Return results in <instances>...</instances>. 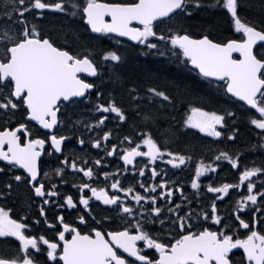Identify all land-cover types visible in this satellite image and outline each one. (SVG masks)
<instances>
[{
  "label": "snow or ice",
  "instance_id": "snow-or-ice-1",
  "mask_svg": "<svg viewBox=\"0 0 264 264\" xmlns=\"http://www.w3.org/2000/svg\"><path fill=\"white\" fill-rule=\"evenodd\" d=\"M9 5L0 20V115H19L21 119L15 126L0 129V199L16 193L22 206L30 209L38 202L39 207L31 222L27 212L14 218L12 208L0 207V245L15 242V254L0 255V264H264V227L258 228L264 225V182L258 185L253 179L264 176V163L241 169L238 154L234 157L221 151L214 159L227 161L237 171V181L203 185L201 178L215 173L217 166L201 161L190 177L193 192L189 198L174 181L163 178L156 162L175 169L191 157L162 147L150 130L138 131V141L124 135L119 144L126 142V146L119 152L116 143L109 146L113 133L102 126L107 127L110 118L121 125L127 123L125 109L115 99L100 102L102 92L96 82L82 77L99 75L87 49L77 53L57 42L60 38L65 44L78 41L79 33L68 29L53 39L40 27L49 13L79 17L91 33L126 37L141 46L142 55L170 54L176 63L190 65L209 83L218 82V91L241 103L242 115L259 138L250 148L255 151L264 150V3L262 18L255 21L242 12L250 7V0H9ZM207 8L224 12L233 37L226 42H215L207 34L194 38L187 28L178 26L181 19ZM25 14L38 22L30 24ZM102 59L118 63L121 56L108 51ZM93 89L97 102L92 110L101 115L84 127L89 132L100 129L95 138L89 137V143L104 155L89 164L79 155L74 154L71 160L64 155L70 137L60 129L64 126L63 109L88 102ZM129 96L133 101L144 98L136 88L129 90ZM146 96L153 103L173 102L157 87H148ZM226 117L235 118L236 113L220 114L192 106L184 114L182 126L220 138L223 133L218 129L225 127ZM157 119L146 114V127ZM36 126L37 133L46 130L42 136L33 133ZM236 131L233 128L227 139L235 140ZM77 142L85 144L83 138L77 137ZM55 154H60L56 158L62 167L53 171L61 184L67 183L66 170L82 174L80 182L72 184L78 199L70 194L61 196L56 183H44L51 176L42 170V157ZM114 155L123 161L122 169L95 170L102 168L105 157ZM137 157L147 158L146 163L140 166ZM129 165L134 183L125 186L120 176L129 171ZM146 170L151 173L150 180L160 177L159 182L137 179V175L145 177ZM99 176L104 178L103 186L95 184ZM137 184L143 192L136 189ZM205 187L212 194L206 203L201 199ZM239 189L244 192L225 218L217 201ZM176 193H180V203L173 201ZM93 201L109 206L122 224L111 227L110 215L98 219L93 213L99 205ZM46 206L77 210L79 223H70L61 214L50 221ZM81 211L86 215L79 214ZM40 224L54 235L48 238L32 232V225Z\"/></svg>",
  "mask_w": 264,
  "mask_h": 264
},
{
  "label": "flooded vegetation",
  "instance_id": "flooded-vegetation-1",
  "mask_svg": "<svg viewBox=\"0 0 264 264\" xmlns=\"http://www.w3.org/2000/svg\"><path fill=\"white\" fill-rule=\"evenodd\" d=\"M49 15H52V13H49ZM48 20V19H47ZM49 21H48V26L47 28L50 29L49 27ZM47 33H54L52 30H46ZM121 56V54H120ZM122 59V57H121ZM218 102V100H217ZM228 106H235L234 103H227ZM232 111V110H231ZM243 111H240L239 114L236 113L235 118L231 117H226V125L223 129H218L222 131L223 135L218 139V138H213L206 136L202 133L197 132L196 130H191L195 134V140L190 142L188 147L184 146V142L181 141H176V142H171V138L168 137V134L161 135L159 139L157 140L162 147L166 148L169 151L183 154L186 156H190L191 160L188 161L185 165H182L180 168H172L171 165H167L162 163L161 161L156 162V167L157 170H163L161 172V175L163 176L164 179L166 180H171L175 182V186L181 187V189L184 191L185 195L189 196L191 198V194L193 190L190 187V177L194 175V170H195V165L201 161H203L205 164H213L214 166H217V171L215 173H207L204 177L201 178L203 185H207L208 183H234L238 179V173L236 170L231 168V165L228 164L227 161H216L214 157L219 154L221 151H226L233 155L234 157L239 155V160H240V167L243 169V167L248 166V167H253V166H260L261 163H264V152L263 150H250L251 145L255 144L258 142V137L256 135V131L253 130L251 127L249 131L248 126L246 124V119L245 115H242ZM224 114V113H220ZM21 117L17 115L15 118H9L3 115H0V129L3 127H8V126H15L16 122L20 120ZM233 120H235V123H233ZM31 126V125H30ZM79 126H68V127H61L60 132L64 135H67L70 137V140L66 142L65 148H64V155L68 156L69 160L73 158V155H79L80 157L84 159H88L89 164H91L92 159L99 158L100 156H103L104 153L100 152L97 149H92L89 143V137L95 138L96 137V130L89 132L86 131L84 133H79L81 130L78 128ZM178 129H181L180 126H176ZM38 126L33 128V133L34 134H39L43 135L45 131L40 130L39 133L36 132V129ZM233 128L237 129L235 135L236 138L239 136L240 140H228L227 136L232 134ZM171 131L172 128H170ZM105 130V129H103ZM163 130V129H162ZM106 131V130H105ZM238 132H240L238 134ZM255 133V134H253ZM177 134V133H176ZM247 136V139L245 137ZM77 137L83 138L85 140V144L81 146L77 142ZM190 139L191 136H188ZM112 137L110 138V141L108 142L109 146L112 143H116L118 145L117 151H120V148L125 145H120L119 144V139H114L112 142ZM134 141H138L137 138H133ZM46 145V149H47ZM57 156H60V154H55L53 156L49 155H44L42 157V170L47 171L50 173L51 179H45L44 183L46 185L50 183H56L59 192L61 193V196L63 195H73L75 198L78 199L79 193L77 189L72 187L73 183H79L80 180L82 179V174H77V173H72L70 170H66L64 174V179L67 180V183L61 184L60 183V178L56 177L54 175V169L56 167H62V165L59 164L57 160ZM63 159V157H60ZM167 159V157H165ZM147 158L143 157H137L136 162L140 164V166H143L144 163H146ZM79 162V161H78ZM117 167H120L121 169L123 168V161L119 160L117 156L113 157H105L104 163L102 165L101 169H95L97 172L103 170V171H108V172H114ZM129 171L127 173L121 174L120 178L122 180V183L125 184V186H129L134 183L132 179L133 175V167L132 165L128 166ZM17 171H22V170H17ZM164 173H167L164 175ZM151 173L150 171L146 170V176L145 177H138L137 179L139 180H144L148 183H154V182H159L160 177L156 178V181H152L149 179ZM86 179V178H84ZM253 179L256 181V183L259 185L261 182H264V176L261 177H253ZM92 183V181H89ZM104 183V178L103 176H99L95 180V184H98L100 186H103ZM171 186V185H170ZM136 189L138 191L143 192L142 189H139L138 184L136 185ZM87 192V190H85ZM159 191V190H158ZM244 189H239V190H230V196L225 197L223 201H217V204L220 208V213L223 215L225 218L229 216L231 213L235 200L239 199L240 195L243 194ZM90 195V193H88ZM123 196V194H120ZM212 194L206 192V187L204 188V191L202 192L201 199L206 203L207 202V197L211 196ZM180 193H176L173 197V201L176 203H180L179 199ZM53 200H60L59 197H53ZM94 205H99L98 208H95L94 210V215H97V218L99 219L103 215H110L113 217V219L110 222V226L115 228L117 226H120L122 224V221L116 216L114 212H112L109 208V206H105L100 204L98 201H93L91 202ZM161 203H164L161 201ZM0 207H10L13 209V216L18 217L20 215H23L25 212L28 213L31 222L32 219L36 218L37 212H38V207L39 203L37 202L36 204H33L31 208H27L26 206H22L21 200L18 198L17 194L14 193L11 197L7 199H0ZM82 209V206H79ZM147 207V206H145ZM47 208V216L49 220L51 221L53 217L57 214L64 215L65 220L70 222V223H75L78 224L79 221L77 219V210L75 209H66V208H55L53 206H46ZM101 209H109L106 212H101ZM196 210H199V207L196 208ZM79 214H85L83 211H81ZM43 219V218H40ZM90 219V218H89ZM264 227V225H258V228ZM83 228V226H81ZM32 232L35 234H45L48 238H51L54 233L51 230H47L46 226L43 224L40 225H32L31 228ZM243 231V230H241ZM11 239V238H9ZM15 254V242L11 246H6V245H0V255H13Z\"/></svg>",
  "mask_w": 264,
  "mask_h": 264
},
{
  "label": "trees",
  "instance_id": "trees-1",
  "mask_svg": "<svg viewBox=\"0 0 264 264\" xmlns=\"http://www.w3.org/2000/svg\"><path fill=\"white\" fill-rule=\"evenodd\" d=\"M262 3H264V0H250V7L242 9L243 14L254 21L261 19ZM69 22L70 20L64 25H59L62 31H67V29H71L76 25ZM178 26L187 28L194 38L207 34L215 42H226L227 39L235 35L229 18L225 16L222 10L214 8L202 9L195 12L191 17L181 19ZM80 29H84V26L82 25ZM96 37L87 34V40L94 45L91 44L92 46H90L93 49L89 47L93 53V57L112 51L113 43L114 52L119 55L121 54L122 57L117 72L113 73V76L116 74L115 77H119V80L114 79L116 82L112 87L109 83L106 93L110 95L112 91L121 88L120 92L129 94L128 89L136 88L138 95L144 97L137 100V103L141 104L139 105V112L133 116L135 118L133 125H145L144 116L151 113L156 115L158 119L151 122L150 125L154 127L159 125L168 126L164 127L163 130L169 133V138L173 141L182 140L184 146L188 145L191 140L188 138L187 132L185 130L178 132L176 126L183 127L182 120L190 106L203 105L208 110H212V107L209 105L215 103L214 96L217 92H213L205 83H202L188 66L176 63L175 58L170 57V54L149 58L150 55L141 54V47H134L126 42L121 43L115 39L113 41L103 38L100 41ZM148 87H157L165 90L167 94L172 96L173 102L171 104L167 102L159 103L164 108L159 114L155 110L145 109V102H152L146 96V89ZM101 92L103 91L101 90ZM100 102H104V100L100 99ZM126 109L131 110L133 107H126ZM179 133L183 136L178 137ZM245 139H247V136Z\"/></svg>",
  "mask_w": 264,
  "mask_h": 264
},
{
  "label": "rangeland",
  "instance_id": "rangeland-1",
  "mask_svg": "<svg viewBox=\"0 0 264 264\" xmlns=\"http://www.w3.org/2000/svg\"><path fill=\"white\" fill-rule=\"evenodd\" d=\"M2 1V4L5 3V7H10L9 5V0H1ZM48 26V24H47ZM49 28L52 30V31H56V33H60L62 31V29L59 27V25H56V20H52L50 23H49ZM72 30H74L75 32L77 33H80L82 34L83 30L82 31H79L78 27H73L71 28ZM68 30V29H67ZM92 43L90 41H86L85 39L82 40V42L76 44L77 48H80V49H84V47L86 48H89V46H92L91 45ZM94 46V45H93ZM145 109H151V110H155L157 111V114H159L162 110H164L163 106L162 105H154V104H149L148 106L145 107ZM163 132L165 134H169L168 132L164 131Z\"/></svg>",
  "mask_w": 264,
  "mask_h": 264
},
{
  "label": "bare ground",
  "instance_id": "bare-ground-1",
  "mask_svg": "<svg viewBox=\"0 0 264 264\" xmlns=\"http://www.w3.org/2000/svg\"><path fill=\"white\" fill-rule=\"evenodd\" d=\"M70 22L76 24V23H75L74 21H72V20H70ZM70 22H69V23H70ZM70 24H71V23H70ZM154 57H157V56H152V55L149 56V58H154Z\"/></svg>",
  "mask_w": 264,
  "mask_h": 264
},
{
  "label": "water",
  "instance_id": "water-1",
  "mask_svg": "<svg viewBox=\"0 0 264 264\" xmlns=\"http://www.w3.org/2000/svg\"><path fill=\"white\" fill-rule=\"evenodd\" d=\"M114 35V34H113ZM119 38H122V39H126V40H128L126 37H119ZM130 41V40H129ZM130 42H132V43H134L135 44V42H133V41H130Z\"/></svg>",
  "mask_w": 264,
  "mask_h": 264
}]
</instances>
